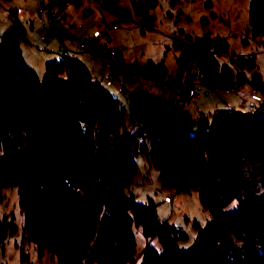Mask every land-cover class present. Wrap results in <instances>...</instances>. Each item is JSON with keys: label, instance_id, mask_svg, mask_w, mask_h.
Here are the masks:
<instances>
[{"label": "trees", "instance_id": "16d2710c", "mask_svg": "<svg viewBox=\"0 0 264 264\" xmlns=\"http://www.w3.org/2000/svg\"><path fill=\"white\" fill-rule=\"evenodd\" d=\"M83 1L41 0L48 38L66 39L55 21L62 23L67 11L80 9ZM87 1L115 18L106 29L130 24L144 35L155 27L158 0H129L130 9H122L120 0ZM247 13L243 33L260 39L264 50V0H248ZM92 14L91 9L82 11L86 19ZM173 38V77L163 65L142 67L122 61L118 48L113 49L116 60H107L114 74L110 82L116 77L118 93L135 106L120 74L123 80L134 76L149 82L159 93V99L130 111L129 125L119 100L85 78L84 68L69 53L63 50L60 62L46 64L39 82L21 56L20 45L26 42L23 25L15 20L0 38V197L4 190L16 189L22 249L32 245L58 264H137L138 260V264H264V78L253 54L230 53L219 36L195 37L180 31ZM79 42L98 44L96 37ZM163 82L171 89L167 98L160 95ZM196 85L214 94L248 88L257 101L245 111L232 109L192 121L186 108ZM173 98L180 105L178 115L152 111L153 102L167 104ZM144 112L153 118L158 115L161 124L146 120ZM164 115L170 117L168 123L163 122ZM134 117L142 125L140 131L131 127ZM179 117L188 119L178 121ZM176 128L182 130L178 133ZM169 131L176 132V140L172 145L166 139L161 143L159 138ZM140 155L148 169L159 173L161 189L171 183L177 191H195L208 212L204 227L194 224L197 235L189 248H179L186 236L167 220H159L152 200L137 203L129 192ZM181 165L189 173L184 180ZM233 202L236 207L225 212ZM133 228L146 241L138 256ZM15 232L12 221L4 217L0 242ZM153 240L159 242V250L151 248ZM26 256L21 252L23 261Z\"/></svg>", "mask_w": 264, "mask_h": 264}, {"label": "rangeland", "instance_id": "374dc122", "mask_svg": "<svg viewBox=\"0 0 264 264\" xmlns=\"http://www.w3.org/2000/svg\"><path fill=\"white\" fill-rule=\"evenodd\" d=\"M171 0H158V7L154 10L155 27L151 31L141 35L139 29H134L128 24L120 29H106L114 22L113 18L104 12H99L93 3L84 0L80 9L70 8L67 13L72 21L65 22V30L68 32V23L75 26L71 31L76 33V37H98V43L105 45L108 49H121L122 61L133 63L142 67L152 63L163 65L167 75L173 77L176 74L175 52L172 49V39L178 32H183L189 36L201 37L209 34L219 36L226 40L229 45V52L240 56H255L257 72L264 78V50L260 39H252L246 36L243 31L248 19V0H178L177 4L171 5ZM208 5V8H206ZM122 9H130L129 0H120ZM41 0H0V38L13 26L17 20L23 25L26 33V42L20 45L21 56L25 64L36 74L41 82L44 78V66L46 64L58 63L62 60L60 44L55 37L50 36V43L44 40L49 36L46 32L48 17L45 10H41ZM92 9L93 15L90 19L82 20V11ZM211 14L216 17L211 18ZM40 16V20L39 17ZM207 19V23H203ZM32 22L33 29L27 26ZM42 24V25H41ZM89 29V31H87ZM99 34V35H98ZM246 40L248 43L243 42ZM63 44L69 46V41L63 39ZM58 46V51L53 49ZM69 56L77 60L84 71L85 78H90L94 83H99L109 93L119 100V104L125 110V120L129 125L128 115L136 106L141 109L153 99H159V93L149 82L137 80L134 76H128L127 81L120 80L125 89L136 99L137 105L128 96L116 92L110 86L109 77L113 74L107 60L101 57H92L79 51L78 48L68 50ZM221 59L220 61H224ZM114 82V81H113ZM112 82V83H113ZM194 95L197 96L196 103L188 105L186 113L190 114L189 119L196 121V117L209 116L215 113L229 110L245 111L252 103L257 101V97L248 88H243L239 93L218 92L217 94L207 91L201 85L194 87ZM256 104V103H255ZM143 116L149 122L160 125L158 115L153 118L146 112ZM164 123L170 121L168 115H164ZM182 118L179 117L178 121ZM182 129H175L178 133ZM195 129L192 130V133ZM161 143L166 142L162 136ZM137 171L133 178V184L129 192L136 196V202L143 204L152 200L156 215L159 220H167L168 224L182 232L186 239L180 241V249H187L192 246L197 231L194 224L204 227L209 216L208 212L201 208L198 196L195 191L187 192L185 189L177 191L176 187L168 183L163 189L157 181L159 173L154 169H148L145 158H136ZM180 178L186 179L189 173L186 167L179 168ZM167 204L168 207H165ZM236 207L233 202L224 211L230 212ZM7 217V222L12 221L16 227L13 236L0 242V264H58L55 257H51L47 252L41 254L32 245L21 247L22 216L17 202L16 189L4 190L0 197V221ZM135 238V252L138 256L141 249L146 245V241L141 236L139 230L133 228ZM152 249L159 250L160 245L157 240L150 243ZM21 252L27 254V260L23 261ZM139 263V260L137 261ZM137 263V264H138Z\"/></svg>", "mask_w": 264, "mask_h": 264}, {"label": "built area", "instance_id": "2783aa9c", "mask_svg": "<svg viewBox=\"0 0 264 264\" xmlns=\"http://www.w3.org/2000/svg\"><path fill=\"white\" fill-rule=\"evenodd\" d=\"M55 23L57 27H60L61 23H59L57 20L55 21ZM27 26L33 29V26L31 23H28ZM71 44L73 46H77L80 50L85 51L90 55L98 56V57L104 58L112 62L116 60V52L113 49H108L106 47L100 46L99 44H92L90 46H86L84 43H81L75 39L71 40ZM199 79H200L199 76L195 75L194 82H198ZM110 80L112 79L110 78ZM159 85L161 86V89H160L161 97L167 98L169 96V92L171 91V89L164 82L160 83ZM196 100H197V96L193 95L188 100V103L190 105H193L196 103ZM153 104H154V107L152 111L159 110L161 112H165V113H168L174 116L178 115L181 112L179 102L175 98L171 99L169 103L167 104H165V102L163 101H156V102H153ZM131 127L139 131L142 129V125L136 117H134L131 120ZM176 136L177 135L175 131H169L165 134V139L167 140V142H169L172 145L174 141L176 140Z\"/></svg>", "mask_w": 264, "mask_h": 264}, {"label": "crops", "instance_id": "0c3cea01", "mask_svg": "<svg viewBox=\"0 0 264 264\" xmlns=\"http://www.w3.org/2000/svg\"><path fill=\"white\" fill-rule=\"evenodd\" d=\"M96 8H97V6L96 5H94ZM92 10V9H91ZM99 12H101V11H99ZM93 15V14H92ZM109 15V14H108ZM110 17H112L114 20V22H115V18L113 17V16H111V15H109ZM39 18V20H40V16L38 17ZM91 18H92V16H91ZM86 19V17H84L83 15H82V20H85ZM67 21H72L71 20V18L69 17V15H68V13H67V15H66V20H64V21H62V23H61V26H62V28H63V30H64V38H66L68 41H69V46L68 45H66L65 43L63 44V41H61V42H59V40H58V43L60 44V49L58 48V46H55L53 49H55V51H58V49H59V52L61 51V54H63V50L66 52V53H68V50L69 49H73V48H76V46H73L72 44H71V40L72 39H75V40H77V41H84L85 39H87V38H89L90 36H87V37H82V38H78V37H76L75 35H76V33H74L73 34V32H71L74 28H75V26H70L68 23H66L67 24V28L69 29V31L67 32L66 30H65V28L63 27V26H65V22H67ZM114 22H112V23H114ZM31 24H32V22H30ZM42 25V24H41ZM34 30V29H33ZM87 31H89V29H87ZM91 31V30H90ZM89 31V32H90ZM99 35V34H98ZM97 39H98V37L97 36H95ZM44 40L46 41V42H48V43H50L51 41H50V39L46 36V37H44ZM97 43H98V40H97ZM99 44V43H98ZM100 45V44H99ZM100 46H102V45H100ZM103 47H106L105 45H103ZM90 56H92V57H96V56H93V55H90ZM82 74H86V72L83 70V72H82ZM110 77H112L113 78V76L111 75ZM109 77V78H110ZM90 79V78H89ZM114 82L112 83V82H110L109 84H110V86L116 91V92H119L120 91V85H119V83H118V81H117V79H116V77H114ZM120 80V79H119ZM125 81H127V79L125 80ZM128 82V81H127ZM124 89V88H123ZM127 89H125V91H126ZM128 91V90H127ZM129 93V92H128ZM130 94V93H129ZM130 96H131V94H130ZM132 97H133V95H132ZM188 115H190V114H188Z\"/></svg>", "mask_w": 264, "mask_h": 264}]
</instances>
